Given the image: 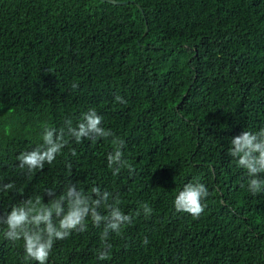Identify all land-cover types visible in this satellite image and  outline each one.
<instances>
[{
  "label": "trees",
  "instance_id": "1",
  "mask_svg": "<svg viewBox=\"0 0 264 264\" xmlns=\"http://www.w3.org/2000/svg\"><path fill=\"white\" fill-rule=\"evenodd\" d=\"M115 1L125 4L0 0V182L15 185L0 192V215L69 182L99 186L132 217L110 233L109 259L96 258L102 226L89 221L54 243L48 264H264V192L247 191L227 154L233 136L264 127V0ZM90 107L124 140L133 174L107 167L111 138L69 139L43 170L18 167L45 126L59 130ZM195 181L209 190L199 218L172 205ZM3 228L0 264H36Z\"/></svg>",
  "mask_w": 264,
  "mask_h": 264
},
{
  "label": "clouds",
  "instance_id": "2",
  "mask_svg": "<svg viewBox=\"0 0 264 264\" xmlns=\"http://www.w3.org/2000/svg\"><path fill=\"white\" fill-rule=\"evenodd\" d=\"M71 86L76 89L78 84L73 83ZM114 99L120 104L127 103L120 95H116ZM41 138V144L16 156L18 167L26 169L29 174L43 170L45 164H52L68 145L69 139L81 143L85 139L95 141L109 138L114 147L107 153L106 161L112 174L118 175L124 168L130 175L135 172L134 167L124 159V140L111 129L102 127V117L94 108L90 107L82 112L75 123L72 119H65L59 130L45 126ZM229 142L227 154L238 168L245 170L248 177L247 191L253 196L264 192V127L256 131L242 130ZM70 151L71 155H76L74 149ZM66 167L70 174L71 165ZM14 187L12 182H0V192H8ZM208 196L209 190L205 184L199 181L188 182L175 194L172 205L177 213L199 218L205 211ZM45 197L47 202H44ZM120 203L118 194L114 195L99 186H93L85 192L75 183L69 182L59 195L54 189H46L43 193L12 204L9 211L0 215V225L4 226L2 237L13 245L22 241L26 261L48 264L54 243L66 240L73 232L87 231L90 221L94 227L102 226L101 246L97 249L96 258L107 260L112 249L109 243L110 233L119 236L123 226L132 222V217L122 212ZM140 210L145 216H150L153 212L146 202L140 205ZM140 210L136 215L141 214ZM142 243L147 245L149 241L145 237Z\"/></svg>",
  "mask_w": 264,
  "mask_h": 264
},
{
  "label": "water",
  "instance_id": "3",
  "mask_svg": "<svg viewBox=\"0 0 264 264\" xmlns=\"http://www.w3.org/2000/svg\"><path fill=\"white\" fill-rule=\"evenodd\" d=\"M98 1H100L102 3H108V4H111V5H116V6H122V5L125 4L124 2H118V1H115V0H98ZM145 31L147 32V28H146Z\"/></svg>",
  "mask_w": 264,
  "mask_h": 264
}]
</instances>
